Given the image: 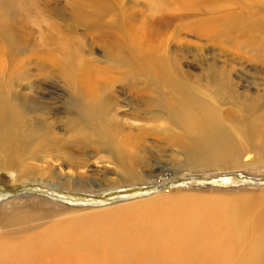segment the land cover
<instances>
[{
  "label": "rangeland",
  "instance_id": "obj_1",
  "mask_svg": "<svg viewBox=\"0 0 264 264\" xmlns=\"http://www.w3.org/2000/svg\"><path fill=\"white\" fill-rule=\"evenodd\" d=\"M0 29V231L180 198L264 207V0H0ZM197 106L226 153L189 147Z\"/></svg>",
  "mask_w": 264,
  "mask_h": 264
},
{
  "label": "bare ground",
  "instance_id": "obj_2",
  "mask_svg": "<svg viewBox=\"0 0 264 264\" xmlns=\"http://www.w3.org/2000/svg\"><path fill=\"white\" fill-rule=\"evenodd\" d=\"M2 30L5 36L11 34L6 25ZM197 109L183 114L184 117L180 114L194 137L189 147L195 153L198 150L226 153L234 143L232 137L224 133L213 111L202 106ZM16 155V150L10 148L8 162L14 164ZM214 158L217 161L210 160L204 165L219 166L220 158ZM238 166L227 170L233 171ZM52 175L55 181L65 178L61 173ZM55 181L43 182L56 185ZM63 182L64 188L71 183L81 190L71 176ZM84 183L83 187L88 189L84 191L92 192L94 181ZM25 206L24 209L40 208L39 203ZM11 208L12 214L22 211ZM56 212L49 215L60 217ZM12 232L0 231V264H264V207L246 199L155 201L109 215L53 220L46 228L23 237L16 236L18 231Z\"/></svg>",
  "mask_w": 264,
  "mask_h": 264
}]
</instances>
